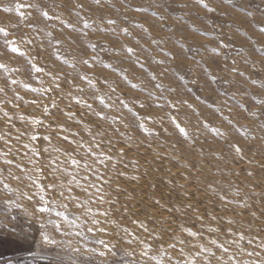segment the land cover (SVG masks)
Here are the masks:
<instances>
[{"label": "rangeland", "instance_id": "obj_1", "mask_svg": "<svg viewBox=\"0 0 264 264\" xmlns=\"http://www.w3.org/2000/svg\"><path fill=\"white\" fill-rule=\"evenodd\" d=\"M204 2L0 0V264L264 262V0Z\"/></svg>", "mask_w": 264, "mask_h": 264}, {"label": "snow or ice", "instance_id": "obj_2", "mask_svg": "<svg viewBox=\"0 0 264 264\" xmlns=\"http://www.w3.org/2000/svg\"><path fill=\"white\" fill-rule=\"evenodd\" d=\"M94 3L99 4V3H100V0H94ZM198 3L201 4L204 8H206L207 11H209V12L214 11V9L211 8L208 4H206V3L204 2V0H198ZM28 7L36 8V7H38V5H28ZM77 7H82V6H81V5H77ZM139 10H140V9H137V11H139ZM42 15H43V17H44L45 19H49V18H50L48 12H44ZM108 23H109V24H114L115 21H113V20H109ZM69 26H71V25H69ZM85 27H88L87 22H85ZM123 31H124V32H127V29H123ZM0 33H3V35H4L5 37H7V35H8V32L6 31V29H4V28H2V27H0ZM31 42H32L31 40L28 41V43H31ZM155 42H156V41H153V43H155ZM221 43H223V42H221ZM4 44L7 45V46L10 48V51L13 52V53H17V52L19 51V48H18V47L12 46L13 42H10V41H8V40H5V41H4ZM91 47L94 48L95 45H91ZM126 51L129 52V53H131V52H133V49H131V48L129 47V48L126 49ZM84 63L87 64L88 61L85 60ZM106 66H107V65H106ZM32 67H33V69H34L36 72H40V71H42V69L36 67L35 64H33ZM3 68H5V65H4L3 63H0V69H3ZM15 70H18V69H15ZM233 71H235V69H234ZM81 79H82V80H88V77H87V76H81ZM153 79H155V77H153ZM213 79H214V78H213ZM12 83L15 84V83H17V81H16V80H12ZM89 83H91V81H89ZM253 83H256V81H253ZM132 86H133V87H137V85H132ZM24 87H25V88H28L29 85L25 84ZM57 87H59V85H57ZM155 87H156V88H160L161 85L157 84V85H155ZM39 90H40V89H32V91H34V92H35V91H39ZM3 91H4V89H3V88H0V92H3ZM81 91H83V89H81ZM112 91H115V89H112ZM17 98H19V97H17ZM75 99H77V102H78V103L80 102L78 98H75ZM97 99H99V100L101 101V103H104L103 97H97ZM9 103H11V101H9ZM33 103H35V101H33ZM120 103L123 104L124 107H127V104H126L124 101H120ZM167 103L169 104L170 107H174V106H175V105L171 104V102H167ZM108 106H109V105L105 104V107H108ZM140 106L143 107V105H140ZM156 106H157V107H163V105L160 104V103H157ZM86 107L90 109V108H91V105H86ZM44 111L47 112L48 109L45 108ZM3 115H4V117H5L7 120H9V121L11 120V118H10L9 115H8V112L5 111V112L3 113ZM95 115H97V116H101L102 118H104L102 113L97 112V113H95ZM134 115H135V114H134ZM19 119H20L21 121H24L25 117H24L23 115H21V116L19 117ZM137 119L139 120V117H137ZM148 119H152V118H151V117H148ZM34 122H38V121H34ZM172 122H173V124H175L176 127L179 129V132H180L182 135H184L185 137H187V132H186V130H185L183 127H180L179 124H176V121H175L174 118L172 119ZM138 127H139L141 130H143V131H148V129L145 127V124H144L143 122H140V123L138 124ZM0 139H3V137H0ZM9 139H10V138H9ZM17 139H19V136L17 137ZM36 139H37V136H36V135H32V136L30 137V140H33V141H34V140H36ZM44 139H45V140H48V139H50V138L47 137V136H45ZM11 147H12L11 144H8V147H7L6 152H5V151H0V156H3V155H11V154H12V152H11ZM23 147L27 150V149L30 148V144H24ZM96 147L98 148V147H99V144H97ZM45 151H46V150H45ZM235 151H236L237 153L240 152V148H239V146H235ZM26 154H27V153H24V155H26ZM89 154H90L92 157H94L93 162H95L96 160H99L100 163H105L106 161H111V159H112V157H111L110 155H106L105 153H99V155H97L95 152L92 151L91 145H89ZM38 155H39V153L36 152L35 150H33V156H38ZM68 160H70V164H71V165H77V166H78V165L81 163L80 160L75 159V158H71V156H68ZM2 162H3L4 164H8V165H11V164L13 163L12 160H7V159H4ZM30 162L33 163L34 170H35L36 172H40V169L35 167L34 161H30ZM58 170L61 172L62 175L72 176V180L69 181V185H70L71 183H77V186H79V183H78V181L76 180V177H75L74 175H72V173L67 172V169H58ZM84 170H86V171H94V169H92V165L89 164L87 161H85V163H84ZM15 178H16V179H19V177H15ZM87 179H88V177L85 176V180H87ZM92 186L94 187L95 185H92ZM48 187H49V188H53V189H55L56 186H54V185H48ZM59 195H63V192H60ZM41 199L43 200L44 197L42 196ZM101 199H102V198H101ZM64 207H66V205H64ZM40 210H41V211H47L46 208H42V209H40ZM88 211H89V213H90L92 210H91V209H88ZM58 215H63V213H58ZM102 215L107 216V213L105 212V213H103ZM91 223H92L93 225H96L97 223H99V221H97L96 219H92V220H91ZM57 230H58V227H57ZM88 231L91 232V231H93V229H92V228H89ZM99 231H104V229L101 228V229H99ZM190 236L195 237V236H197V233H196V232H191V233H190ZM44 239H45L46 241L49 240L48 236H44ZM49 242L54 243L55 241H49ZM98 243H104V242H103V241H98ZM212 243L215 244L216 241L213 240ZM221 247H223V246H221ZM237 247H239V245H237ZM205 251H208V249H205ZM223 251H224L225 254H228V249H227V248H223ZM102 254H103V253H101V255H102ZM249 255H250V256H251V255H255V253H249ZM229 259L231 260V259H233V257L230 256ZM190 264H191V262H190ZM262 264H264V262H262Z\"/></svg>", "mask_w": 264, "mask_h": 264}, {"label": "crops", "instance_id": "obj_3", "mask_svg": "<svg viewBox=\"0 0 264 264\" xmlns=\"http://www.w3.org/2000/svg\"><path fill=\"white\" fill-rule=\"evenodd\" d=\"M1 264H30V263L26 261L11 259V260H6L2 262Z\"/></svg>", "mask_w": 264, "mask_h": 264}]
</instances>
